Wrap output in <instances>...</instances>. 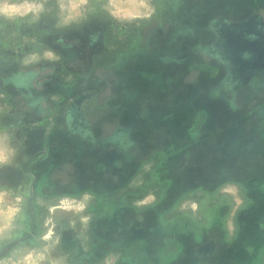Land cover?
Returning <instances> with one entry per match:
<instances>
[{
	"label": "rangeland",
	"instance_id": "rangeland-1",
	"mask_svg": "<svg viewBox=\"0 0 264 264\" xmlns=\"http://www.w3.org/2000/svg\"><path fill=\"white\" fill-rule=\"evenodd\" d=\"M236 1L227 18L234 22L245 19L247 14L237 17L234 13L247 7L264 21V0H256L257 5L254 0ZM6 2L15 5L24 0ZM188 2L193 4L198 0H150L154 9L151 17L132 21L114 18L107 10L108 0H90L84 16L67 26L59 22L57 0H46L45 11L36 20L31 13L25 17L17 15L15 19L0 17V127L11 132L19 159L18 163H13L15 157L10 165L0 167V190L8 192L9 207L15 203L16 196L22 198V213L7 238L0 240V259L14 252L16 258H20L25 250L40 246L37 238L49 229L53 238L59 237L52 257H64L66 264H103L109 255L115 257L114 264H189L193 258H176L178 243L181 241L188 249L203 233L219 238L220 245L221 239L231 240L239 231L237 240L243 246L249 245L247 241L252 234L259 240L256 252H264L261 248L264 240V70L260 71L253 86L240 89L235 85L247 84L246 76L232 81L225 79V60L219 53L211 56L208 51L206 54L194 51L193 59L181 64L182 69L167 70L172 64L161 60L164 49L153 48L150 40L152 34L160 32V27L171 26L176 19L175 11L184 5L186 8ZM207 23L204 17L196 22L198 26ZM85 26L91 27L87 37L82 33L87 31ZM195 33L199 36V32ZM85 38L92 40L90 44L100 45L94 50H85ZM213 41L208 34L205 44ZM44 51H52L58 59L42 58L36 63H25L32 53L43 56ZM130 52L139 54L131 66L130 58L125 56ZM154 52V57L160 58L152 61ZM25 75L28 88L40 93L38 104L27 100L24 94L28 88L18 83ZM169 79L175 85L170 89L167 87ZM178 84L180 86H176ZM183 89L187 90L182 101L166 110L174 94ZM93 92L98 95L88 100L85 108L90 132H96L97 137H110L117 126L132 128L133 123L126 124L127 114L122 116L118 104L130 105L136 114L133 115L137 120L136 135L139 134L137 145L133 147L134 155H125L124 147L117 149L118 154L121 152L120 163H117L119 174L113 176L104 172L98 175L95 170H101V164L94 168L89 165L88 174L83 178L81 172L78 173L81 176L78 179H82L80 182L85 186L82 190L52 188L44 181L39 183L36 192L24 188L20 193L19 189L8 188L18 184H15L16 173L26 172L19 156L31 139L24 135V127L48 123L41 118L45 113L51 111L54 115L63 102L66 106L78 94ZM215 100L219 103L229 101L241 113L239 125L230 133L236 148L227 147L226 151L231 162L236 164L231 169L233 174L228 180L192 181L183 190L179 187L180 190L167 192L169 183L162 178L160 170L166 171L168 154L179 146L178 138L188 139L202 130L207 131L208 109ZM31 114L40 119L34 123ZM147 120H152L153 124H145ZM61 123L60 120L56 124L51 137L54 143L65 145ZM46 132H50V126ZM72 139L67 142L68 146ZM45 148L46 143L43 151ZM214 158L219 159V156H212L209 162ZM224 159H219L211 169L217 168ZM207 165L210 167L209 163ZM56 176L59 179H55ZM53 178L67 186V178L58 174ZM43 183L45 187H40ZM225 186L235 187V195L221 191ZM85 194L90 199L80 215L90 218L87 225L73 212L54 207L64 197L79 201ZM157 204H160L158 210L163 211L156 218L150 206ZM132 213L137 215L130 216ZM126 220H131L132 224L127 225ZM226 244V251H229V243ZM252 253L249 250L247 254L236 252L232 256L237 254L251 260L255 256ZM219 254L225 257L219 255L222 260L229 257L228 253ZM256 260L254 258L249 264L259 261L264 264V253L259 255V261Z\"/></svg>",
	"mask_w": 264,
	"mask_h": 264
},
{
	"label": "trees",
	"instance_id": "trees-1",
	"mask_svg": "<svg viewBox=\"0 0 264 264\" xmlns=\"http://www.w3.org/2000/svg\"><path fill=\"white\" fill-rule=\"evenodd\" d=\"M197 1V0H196ZM256 0L253 1V3ZM237 1L236 0H198L197 3H189L180 7L179 10L175 11L176 19L175 22L168 26L166 29L163 27H160V32L156 34H152V47L159 49H164L163 54H161V60L165 61L166 63L172 64L169 67V69L174 68H180L182 69L181 64H186L187 60L193 59V52H198L199 54H206V53H212L211 56L219 53V50L214 47V43L212 44H205V38L206 36L215 37L216 33L214 30L221 27V23H235L234 21L227 18L229 15V11L231 10V6H236ZM257 5V2L254 3ZM246 8V7H244ZM215 9V10H213ZM237 17L241 15L240 11H236L234 13ZM202 17L207 18L208 23L203 26H198L196 22L200 20ZM169 20V17L167 18V21ZM196 21V22H195ZM240 21V20H237ZM240 23V22H238ZM220 24V26H219ZM181 25V29L179 30V26ZM193 25H197L198 27H195ZM219 26V27H218ZM231 28V26H229ZM86 31L82 32L84 37L88 36V33L90 31L91 33V27L86 26ZM197 30V31H195ZM195 32H199V36ZM201 34V35H200ZM205 34V37L202 35ZM98 36V34H96ZM89 38V37H88ZM98 38V37H97ZM79 43V42H78ZM92 43V40L88 39L84 42V49L85 50H94L98 48L100 43L96 44H90ZM80 44V43H79ZM144 47V43L143 46ZM151 47V48H152ZM208 51V52H207ZM136 52V50H135ZM144 50L141 52L143 53ZM139 54H135L133 52L125 54L126 57L130 58L129 60V66L134 65L136 63V57ZM208 55V54H207ZM250 55V54H249ZM155 52L152 54L151 59L158 60L160 57H154ZM210 57V56H209ZM225 60V59H224ZM223 60V61H224ZM226 61V60H225ZM226 69V62H223ZM170 70L169 72H172ZM248 71H256L253 76L250 77L248 80V84H254L257 81L258 77V70L256 68L254 69H247ZM245 71V70H244ZM147 73V72H146ZM27 75L20 77L19 79V85L28 88L30 85L26 84L28 82ZM147 77V76H146ZM199 79V78H198ZM181 80H178V82ZM199 81V80H198ZM167 87L170 89L174 87L173 80L169 79L167 81ZM180 86V84L176 85ZM187 89H183L181 93L177 92L172 97V102L166 105L167 109H172L175 102L182 101V97L185 96V91ZM36 92V91H35ZM171 92V91H169ZM24 94V93H23ZM36 96L31 92V90L28 88L26 89V98H30V103L38 104L40 101V94L38 92L35 93ZM195 97V96H193ZM120 112L122 116L125 115L128 117V119L133 118L134 114V108H131L130 105H119ZM134 107V106H133ZM169 107V108H168ZM129 108V109H128ZM236 108V106L231 104V102H222L219 103V100L213 101V103L209 106L208 109V119H211L213 123H211V127H207V131H201L199 135L197 136H189L188 139L178 138L177 142H179V146L177 149H175L173 152L168 154L167 160L169 162L165 165L166 171L160 170L162 174V178H164L168 183L167 192L172 189L180 190L184 189V186L187 185L188 182H207L210 181L214 183L218 180H228L230 179L231 175L233 174L234 165L230 167L228 165L229 163L223 162L221 164L222 166L218 168H212L211 166L208 167L209 158H211V155H219L223 158L226 157L225 150L227 149V141L228 138H226V134L230 135V133L233 131V127L237 125V119L240 118V113ZM139 119V117H138ZM235 123H233L234 121ZM144 121V120H143ZM210 122V120H209ZM145 124H153L152 120L145 121ZM126 131H120L118 133V137L114 138V142H117V145L114 143V147L121 149L124 147V154L125 155H134V149L137 145V142L133 141L131 139V134L129 129H123ZM120 134V135H119ZM183 140V141H182ZM233 141H230L232 143ZM119 144V145H118ZM121 153V152H120ZM218 161V159H217ZM117 163L119 164V160H116L114 162V166H117ZM228 165V166H226ZM119 166V165H118ZM208 167V170L206 169ZM242 167V166H240ZM166 192V193H167ZM160 203H163L160 202ZM158 206L160 204H157L150 208V211H152V214H155V217L160 214V212L163 211V209L158 210ZM158 210V211H157ZM154 217V215H153ZM157 218V217H156ZM131 222V221H130Z\"/></svg>",
	"mask_w": 264,
	"mask_h": 264
},
{
	"label": "crops",
	"instance_id": "crops-1",
	"mask_svg": "<svg viewBox=\"0 0 264 264\" xmlns=\"http://www.w3.org/2000/svg\"><path fill=\"white\" fill-rule=\"evenodd\" d=\"M238 10V9H237ZM238 11L241 12V15H243V13H245V15L247 14L245 19H242L240 21H235V23H226L223 22L225 24H239L240 23H244L249 21V19L253 16H255L256 14H252V10H250L249 8H241ZM257 20H259L262 24H264V21H261L258 17H256ZM222 25V23H221ZM214 43V42H213ZM220 55V54H219ZM226 62V61H225ZM259 71L264 70V65L262 66H258L256 68ZM225 79H228L230 81L233 80V78H239V76H246L245 82L247 83L248 80L250 79L251 76H253L255 74V72H250V71H244V70H239V71H234L232 72V68H227L225 69ZM234 74V75H233ZM260 74V72L258 73V75ZM238 81V80H236ZM254 85V84H253ZM252 84H241L237 83L235 85V87H237L236 89H240L246 86H253ZM35 91V90H33ZM38 92V91H36ZM39 93V92H38ZM40 94V93H39ZM98 95V92H93L92 94L89 95H85V94H78L77 96H75L72 100V102L68 105L66 104V106L63 104L61 105V108H59V111L56 112V114H52L51 111H48L47 113H45L44 116H42L41 118H43L46 122V124H40L38 122V124H33L36 125V127H39L37 125H40V134H42V136L40 137V145L36 146L35 148H33V150L30 152V154H25L23 153L22 155L19 156V158H21L22 156V165L24 166V169L26 170V172H31V175L33 177H35V184L34 187L32 188V191L34 190V192H36L35 190L37 189V187L39 186V183L41 182H45V183H49V187L55 188V187H65V188H76V190H82L83 188H85V186H83L84 184H82V182H80L81 180L78 179L79 178V174L81 172V176L83 178V176H85L86 174H88L87 170V166H91V167H98L101 164V170H95V172L99 175H103L104 172L107 174H112L113 176H115L116 174H119L120 169H118L117 166H114V162L116 160H119V154L116 147H114V143L117 145V142H114V138L118 137V133L120 131H123L126 133L125 130L123 129H129L130 131V136L131 139L133 141H137L136 140V125L137 124V120L136 117L133 115V119H127V123L131 124L133 123L132 128L130 126H117V128L114 129L112 135L108 138H103V137H97L96 132H90L92 131V129L89 126V122H87V111L85 108V103L88 100H93L96 99ZM80 96H84L82 99L79 100L78 104L76 106L75 105V99L77 97ZM87 99V100H86ZM66 99H64L65 101ZM38 106V105H37ZM36 106V107H37ZM63 110V112H62ZM239 111V109H238ZM237 111V113H238ZM39 112V111H37ZM240 112V111H239ZM61 114V115H60ZM241 114V113H240ZM29 116V115H28ZM33 119V122L36 123L39 119L37 117H35L34 115H30V119ZM76 124L81 123V127L79 129H75L73 128V126L70 125V120H74ZM61 120V125H64V130H62L63 132V136L65 138V145H60L58 144L56 141L55 143L53 142V139L51 137L52 132H55V127L56 124H58V122H60ZM210 120V122H209ZM234 121V120H233ZM237 125H239L241 118L237 119ZM206 123L208 124V128H210L212 120L211 119H207ZM235 123V121L233 122ZM130 124V125H131ZM52 125V126H51ZM48 126H50V132H46V129L48 128ZM76 126V125H74ZM33 126L29 127L32 128ZM120 135V134H119ZM234 135V134H233ZM62 136V135H60ZM51 137V138H50ZM67 137H70V139H68ZM72 137H76L75 139ZM35 138H37V136H35ZM226 138L230 139L228 141V143H230V141H232L231 138H233L231 135L226 134ZM51 139V140H50ZM72 139L71 145L68 146L67 142H69ZM62 141V140H60ZM76 141V142H75ZM46 143V148L42 149L43 146H45ZM119 145V144H118ZM242 148V144H240ZM227 147H232L233 150L236 148L235 144L230 143L227 144ZM37 148V149H36ZM230 149V148H229ZM51 150L52 152L50 153L49 157H52V160L50 163H48V166H44L42 167L41 165H39L38 163H36V167L35 169L33 168L32 170L26 165V163H31L34 161L35 157L39 156V155H45L47 154V152ZM227 151V149L225 150V152ZM235 154V152H234ZM218 155V154H217ZM233 155V153H232ZM25 156V157H24ZM214 156L211 155V157ZM219 156V155H218ZM226 159H224L223 162L229 163L228 165H230V167L233 166V164H235V162H231V158L228 155H226ZM223 158L219 156V159ZM210 159V158H209ZM218 159V160H219ZM19 159L17 160V157L15 159V161L13 163H18ZM216 163L218 164V161L216 158H214V160L211 161V163L209 162V166H213V164ZM226 165V166H228ZM222 166L221 164H219L217 166L220 167ZM93 167V168H94ZM215 168V167H213ZM85 169V170H84ZM96 169V168H95ZM98 169V168H97ZM24 173V172H23ZM96 173L93 174V177H96ZM54 174H58L63 176V178H67L68 183L67 186H64L65 184L62 183H57L55 179H59L53 178ZM80 176V177H81ZM24 180V179H23ZM55 180V181H54ZM224 181V180H222ZM26 186H24L22 189H20L18 186H11L8 188H15V189H19L20 193H22L23 189ZM40 187H45V184L43 183L42 186ZM42 191V190H41ZM24 192V191H23ZM71 193V192H70ZM153 207V206H150ZM137 213V212H136ZM136 213H132V215L130 216H136ZM134 220V219H133ZM127 221V225H131L132 223L130 222L131 220H126ZM241 232L237 231L235 237H233V239L231 240H225V239H221V244L218 245L219 242V238L216 239V237H212V236H206L204 233L202 235V237L199 240H195L194 245L189 247L188 249H186V247H184L183 243L180 241L178 243V248L176 251V258L179 259L182 256H186L187 258H193V261H191V263L189 264H234L235 262L238 263H242V261H246L249 264V261H252L254 258H257L256 261H259V255H261L264 252H261L259 250V253L256 252L257 250V245H258V238L254 237V235L251 234V239L247 241V243H249V245H245L244 244H240L239 240V235ZM236 240V241H235ZM242 240V238L240 239ZM226 243H229L228 250L226 251ZM242 243V242H241ZM218 245V246H217ZM262 247L264 248V240H262ZM253 251L252 255L253 258H251V260H247L246 256L245 259L242 258V256L238 257L237 254H235L234 256L233 253H238L239 255L247 254L248 251ZM219 253H228L229 257L225 260H222L221 258H225L224 256L220 255ZM216 254H218L217 258L215 257ZM231 254V255H230ZM219 255L221 256V258L219 257ZM174 259V258H173ZM220 259V260H218ZM243 264V263H242ZM257 264H260V261L257 262Z\"/></svg>",
	"mask_w": 264,
	"mask_h": 264
},
{
	"label": "clouds",
	"instance_id": "clouds-1",
	"mask_svg": "<svg viewBox=\"0 0 264 264\" xmlns=\"http://www.w3.org/2000/svg\"><path fill=\"white\" fill-rule=\"evenodd\" d=\"M45 2L46 0H24L21 4L10 5L6 0H0V17L15 19L17 15L25 17L31 13L33 20H36L45 11ZM89 3L90 0H57L60 24L67 26L79 21L84 16ZM107 10L114 18L121 21L148 19L154 12L150 0H108ZM42 58L47 60L58 59L52 51H44L43 56L32 53L26 57L25 63H36ZM16 155L17 148L12 144L11 132L6 127H0V167L10 165ZM221 191L232 195L236 193L233 186H225ZM7 196V191L0 190V205H2L0 207V240L7 238V234L13 229L17 217L22 213V198L16 196L15 203L9 207L6 200ZM89 199L87 194L79 201L64 197L54 207L73 212L79 216L82 224L87 225L90 218L80 214L85 211ZM192 207L195 209L196 206L193 204ZM37 239L40 246L25 250L20 258H16L17 253L14 252L11 256L0 259V264H66L64 257H52V251L59 243V237L53 238L51 229L42 233ZM114 260L115 257L109 255L103 264H114Z\"/></svg>",
	"mask_w": 264,
	"mask_h": 264
},
{
	"label": "flooded vegetation",
	"instance_id": "flooded-vegetation-1",
	"mask_svg": "<svg viewBox=\"0 0 264 264\" xmlns=\"http://www.w3.org/2000/svg\"><path fill=\"white\" fill-rule=\"evenodd\" d=\"M229 26H231V28H229ZM214 31L216 33V36L213 38L214 47L219 50V54L227 61L226 66L227 68H232V72L239 70L248 71L247 69L249 68L252 70L258 66L264 65V24L257 20L256 16L251 17L249 21L244 23L233 25L222 23L221 27ZM233 33H237L240 38H238L239 41L230 43L228 35ZM86 40L87 38H85V41ZM31 92L36 96L35 91L31 90ZM27 100L30 101L31 99L28 98ZM70 125L75 129L81 127V123L76 124L75 119L72 121L70 120ZM39 131L40 126L36 127L33 125L32 128L24 127V135L29 136L31 139L26 143L25 154H28L29 151H32L33 148L40 145V137L42 134H40ZM35 136H37V138L32 139V137ZM51 152L52 151L49 150L46 156L39 155L36 160L31 163H26V165L31 170L33 168L35 169L36 163L42 167L48 166V163L52 160V157H49ZM16 175L17 181L15 184L18 183L16 186L20 189L26 186L25 188L32 190L35 184V177L31 175V172H24L21 175L16 173Z\"/></svg>",
	"mask_w": 264,
	"mask_h": 264
},
{
	"label": "water",
	"instance_id": "water-1",
	"mask_svg": "<svg viewBox=\"0 0 264 264\" xmlns=\"http://www.w3.org/2000/svg\"><path fill=\"white\" fill-rule=\"evenodd\" d=\"M237 38H236V37ZM238 38H240V36L237 34V33H233V34H230V35H228V39H229V42L230 43H235V42H237V41H239V39ZM84 96H80V97H77L76 99H75V105L74 106H76L77 104H78V102H79V100L80 99H82Z\"/></svg>",
	"mask_w": 264,
	"mask_h": 264
}]
</instances>
